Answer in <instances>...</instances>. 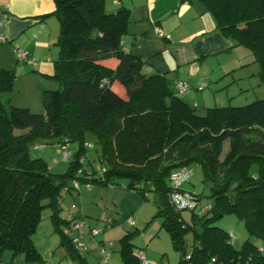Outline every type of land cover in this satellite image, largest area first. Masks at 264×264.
Instances as JSON below:
<instances>
[{"label":"trees","instance_id":"obj_1","mask_svg":"<svg viewBox=\"0 0 264 264\" xmlns=\"http://www.w3.org/2000/svg\"><path fill=\"white\" fill-rule=\"evenodd\" d=\"M52 1L59 22L51 77L55 88L43 92L41 113L9 103L15 72L0 67V263L6 252L11 261L5 264H13L18 256L28 264L42 261L33 236L47 209L65 257L89 264L85 254L93 252V244L96 264H101V249L110 257L111 247L83 233L87 222L76 205L64 216L60 213L74 192L105 187L122 188L143 202L152 198V220H161L159 231L168 235L177 264H264V100L207 108L198 115L181 100L186 91L178 93V81H169L166 73L147 74V59L124 53L127 10L107 14L103 0ZM193 1L232 43L242 45L264 27V0ZM251 52L264 85V50ZM86 133L100 149L95 170L86 162ZM36 140H53L50 146H60L63 159L71 158L64 173L53 174L41 158L30 156L31 148L47 146L36 145ZM227 141L229 149L221 158ZM73 142L78 148L70 155L67 148ZM120 161L123 164L117 165ZM189 165L200 167L210 203L201 204V195L182 188ZM183 169L186 174L174 187L173 178ZM174 195L190 196L195 209L178 210ZM183 212L191 213V226L181 218ZM227 216L246 231L248 239L240 245L231 232L216 226ZM96 220L109 221L106 228L114 225L105 214ZM135 225H128L132 230L120 239V264H152L143 249H134L132 241L139 233ZM194 226L201 228L199 233ZM187 233L192 235L191 246L185 244ZM76 236L85 246L82 251L72 247Z\"/></svg>","mask_w":264,"mask_h":264},{"label":"rangeland","instance_id":"obj_2","mask_svg":"<svg viewBox=\"0 0 264 264\" xmlns=\"http://www.w3.org/2000/svg\"><path fill=\"white\" fill-rule=\"evenodd\" d=\"M210 24L212 23H207V25ZM153 34L155 35L154 29ZM147 37L153 41L158 40L159 42H162L161 37ZM125 39H129V36L125 37ZM144 39L147 38L144 36ZM241 43L243 44L238 45L233 43V47L229 53L221 54L223 56H219V54L218 57H215L216 59L208 61V65H210L212 73L209 75L210 79L205 82L207 87L202 85V88L206 87L203 90H201L200 87L197 89V86L192 85L195 82L186 81L188 75H186L185 72L179 71L178 75L175 70L172 71L171 69L174 68L168 57L158 56L159 58H157L155 54L149 56L147 58L149 64L144 67V72L147 74L159 72L166 73V79L171 82H174L175 79L178 78L177 80L179 81L175 83L176 90H186L185 95L181 97V100L193 108L194 112L198 115H204L206 107H243L255 101L264 100V85H260L258 76L259 65L255 61L254 55L251 52V50H253L259 55L262 50H264V27L260 28V33L257 36L250 38V40H243ZM13 54V62L16 63V61L19 60H17V56H15L14 51ZM0 67L10 70L12 66H9L8 64L6 65L5 63L1 64L0 62ZM37 69L38 68H36V72L38 71ZM25 73L29 74L28 76L30 77L27 76V78L21 76L17 78L15 87H12L11 92L8 95L9 103L16 107H28V109H30L29 111L32 113H41L42 94L45 90H47L46 87L43 86H46L45 84L48 81L46 80V77L43 79L40 78L38 73H34L35 76L32 75L31 71H25ZM188 79H191V77L188 76ZM220 79L223 81L221 82ZM182 81L187 82L188 85ZM190 85L194 88H191ZM193 98H195V102L197 103L196 108L192 106ZM19 133L20 131H15L16 135ZM249 138H254V135H250ZM83 142L87 147H89L86 153V162H88L95 170L99 163L97 157L100 153L99 146L96 139L90 133H86L84 135ZM229 145V141L224 143L221 158H224L226 155ZM77 148L78 143L73 142L68 144L67 149L70 151L71 155L77 150ZM60 149L61 148L58 145L41 146V148L33 147L30 150V156L32 158H41L44 162H46V165L51 173L62 174L66 171L68 166L67 163L71 158L66 160L63 159ZM56 162L57 165H55ZM119 164L123 163L120 161L117 165ZM187 171L190 174L189 179L182 185V188L201 195V204L210 203L211 199L208 196L209 186L202 182L203 175L200 167L197 165H189L187 167ZM81 190L84 191L86 188H82ZM115 190L122 191V188H115ZM91 194L96 197L95 200L97 206L92 210V212H95H91L92 215L96 216H101L102 214L110 216L113 207L121 199V197L116 198L115 194L111 192L109 193L105 187H94ZM75 199L67 197L64 200L62 212L60 213L61 217L65 215V211H67V209H72V205H76L77 211H79L80 208L78 206V201ZM68 201L71 203H68ZM143 204L144 205L141 208V211L133 217L135 224L138 222L137 227H141L140 229L137 228L139 229V233L132 241V244L135 247L134 249H143L146 257L148 259H153L152 264H177L178 254L172 250L168 235L163 230L159 231L161 220H152V217L155 214L152 198L149 196L147 202H144ZM195 214L199 217L201 215L198 213V210H196ZM49 215L50 212L47 209L42 212L40 225L33 236L34 244L37 251L42 256V261L30 264H75V262L71 261L70 258L65 257L64 250L61 248L59 243V236L53 231ZM191 217L192 215L189 212L181 213V218L189 226L192 225ZM95 222L96 221L88 218L87 226H85L87 228L83 230V233H90L92 229L99 230L100 233L96 236L95 240L111 247L110 257L107 264H120L118 254L121 246L120 239L126 232L132 229L128 227L127 223H125V226L121 224H114L113 226L106 228L104 222L100 220L97 221V223ZM148 223L149 225L147 226ZM216 226L220 227L229 234L231 232L239 245L248 239L242 224L239 223L233 216L224 217L216 224ZM194 229V231L198 233L201 230L199 226H194ZM87 239L88 235H85V240ZM184 240L185 244L191 246V233H187ZM89 248H93L91 250L93 252L85 254V257L87 258L89 264H96L95 246L92 244ZM188 252H190V248L188 249ZM1 260L2 262L0 264L8 263L11 261L10 254L7 252L4 253ZM12 263L28 264L24 262L23 256L16 257Z\"/></svg>","mask_w":264,"mask_h":264},{"label":"crops","instance_id":"obj_3","mask_svg":"<svg viewBox=\"0 0 264 264\" xmlns=\"http://www.w3.org/2000/svg\"><path fill=\"white\" fill-rule=\"evenodd\" d=\"M103 1L104 11L107 14H114L119 9L128 11V25L122 39L124 53L144 59L153 54L157 58L168 57L174 68L171 70H175L178 75L179 71L185 72L191 77L188 79L187 76L186 81L195 82L192 85L197 86V89L206 85L205 82L210 79L209 75L212 71L208 61L216 59L219 54L223 56L221 54L229 53L233 47V43L225 39L216 29L212 16L193 0ZM54 12L55 4L52 0H0V62L12 66L10 70L15 72L13 88L17 78L29 75L25 71H31L34 76V73H38L42 79L46 77L48 82L43 86L47 89L45 91L55 88L51 77L53 63L58 56V49L54 44L59 34V22ZM209 22L212 24L207 25ZM154 27L160 29L165 36L161 38L162 42L147 37L156 38L153 34ZM127 36L129 39H125ZM144 36L147 39H144ZM14 49L25 52L26 58L15 60L14 63ZM36 68H38L37 72ZM177 79L175 82L179 81ZM182 82L187 84L185 81ZM195 101L193 98L192 106L196 108ZM24 108L28 109V107ZM207 108L209 107L205 109ZM93 189L94 187H89L84 191L81 190L78 195L74 192L73 196L68 197L76 198L80 208L78 213L84 216L86 222L89 218L97 223L98 216L92 215L95 212H92L93 208L97 206L96 197L91 194ZM107 191L115 194L116 198L121 197L110 216L105 215L112 219L114 224L125 226L127 218L136 216L144 205L136 194L126 192L124 189L121 191L107 188ZM137 224L138 222L135 229H140ZM150 261L153 262V259L150 258Z\"/></svg>","mask_w":264,"mask_h":264},{"label":"built area","instance_id":"obj_4","mask_svg":"<svg viewBox=\"0 0 264 264\" xmlns=\"http://www.w3.org/2000/svg\"><path fill=\"white\" fill-rule=\"evenodd\" d=\"M116 2L118 0H115ZM154 32H155V35L158 36V37H162L163 34L162 32L160 31V29H158L157 27L154 28ZM14 53L16 54L17 56V59L18 60H24L27 56V54L23 51H20L18 49H15L14 50ZM179 94H183L185 91H183V89L181 90H177ZM67 152H63V156L66 157L67 156ZM186 174L185 170H181L180 173L176 174L173 178V185L174 187H178L180 185V179L182 177H184ZM172 200L175 202L176 204V208L178 210H194L195 209V206H196V202H194V200L190 197V196H177V195H174ZM106 225L109 224V221H105L104 222ZM127 224L130 226V227H133L134 226V220H132V218H128L127 219ZM79 227L82 226V224L78 225ZM77 226V227H78ZM67 230L64 231V234H66ZM100 231L99 230H91L90 231V234L92 237H96L97 235H99ZM72 242V246L74 249L78 250V251H82L83 248H85L83 242H82V239L80 237H75L71 240ZM100 258H101V264H107L108 260H109V255L106 253V251L104 249H101L100 251ZM146 264V262H144Z\"/></svg>","mask_w":264,"mask_h":264},{"label":"water","instance_id":"obj_5","mask_svg":"<svg viewBox=\"0 0 264 264\" xmlns=\"http://www.w3.org/2000/svg\"><path fill=\"white\" fill-rule=\"evenodd\" d=\"M54 141L52 140V142L51 143H53ZM51 143H45L44 144V142L43 141H41V140H36L35 141V144L36 145H47V146H50L51 145ZM58 144V143H57ZM33 144H29L28 146L29 147H31ZM187 248V245H185V249Z\"/></svg>","mask_w":264,"mask_h":264}]
</instances>
